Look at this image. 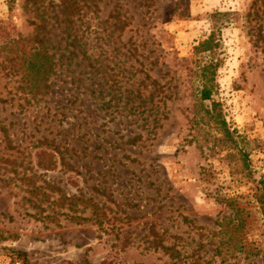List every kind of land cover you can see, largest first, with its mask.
Returning a JSON list of instances; mask_svg holds the SVG:
<instances>
[{
	"label": "rangeland",
	"instance_id": "obj_1",
	"mask_svg": "<svg viewBox=\"0 0 264 264\" xmlns=\"http://www.w3.org/2000/svg\"><path fill=\"white\" fill-rule=\"evenodd\" d=\"M216 20L249 176L189 134L183 60ZM0 26V264H264V0H0ZM32 47L45 95L17 73Z\"/></svg>",
	"mask_w": 264,
	"mask_h": 264
},
{
	"label": "trees",
	"instance_id": "obj_2",
	"mask_svg": "<svg viewBox=\"0 0 264 264\" xmlns=\"http://www.w3.org/2000/svg\"><path fill=\"white\" fill-rule=\"evenodd\" d=\"M223 13H215L212 15L213 19L224 17ZM217 21L212 28V31L204 39L199 41L192 49V58L183 60L187 65L194 64V68L187 67L190 82L196 85L191 94L192 105L185 110L189 114V134L192 142L197 144L200 150H205L212 157H219L221 161L226 163L232 172L235 171L236 165L239 163V170L234 173H239L242 170L250 174V161L248 154L240 146V142L235 130L229 127L225 120V116L221 104L213 99L214 93L217 89L216 73L220 66V59H218L217 52L219 50V40L217 31L219 25ZM6 35L5 28L0 26V39ZM20 40L17 41V44ZM19 73L22 82L29 90H36L38 94H47L46 89L47 79L51 75L53 65L50 62L49 56L42 51H36L33 47L28 52L25 48L21 49ZM259 193L256 196V201L260 206L262 218L264 221V178L258 181ZM68 205L72 209L77 205V202L90 203L89 200L79 199L78 197L66 198ZM89 208L97 210L95 204H89ZM74 221L80 224L82 222L90 221V219L75 217ZM219 249V248H218ZM10 254V264H30L26 258V254L20 251H8ZM219 252V251H218ZM80 264H89L87 261H82Z\"/></svg>",
	"mask_w": 264,
	"mask_h": 264
}]
</instances>
